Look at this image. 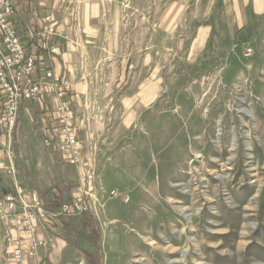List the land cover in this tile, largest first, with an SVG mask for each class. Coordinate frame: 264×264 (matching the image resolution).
I'll return each instance as SVG.
<instances>
[{
    "label": "rangeland",
    "instance_id": "1",
    "mask_svg": "<svg viewBox=\"0 0 264 264\" xmlns=\"http://www.w3.org/2000/svg\"><path fill=\"white\" fill-rule=\"evenodd\" d=\"M82 1L75 12L85 10V19L77 22L82 30L74 43L87 58V89H94L83 127L97 143L100 179L87 213L60 218L79 253L100 264H264V19L247 37L234 38L218 25L189 62L203 22L196 15L200 0ZM176 2L190 12L162 30L161 13ZM133 38L159 54L169 82L125 128L123 110L109 102L119 98L121 55ZM27 109L30 122L22 121L12 148L25 181L19 184L37 191V174L56 171L47 187L71 201L77 173L43 145L39 105ZM31 151H48L50 163L37 161L31 170ZM11 182L0 173V192ZM46 192L38 195L48 204L54 196L46 199ZM2 217L0 204V236L7 225ZM84 240L92 253L81 248Z\"/></svg>",
    "mask_w": 264,
    "mask_h": 264
},
{
    "label": "crops",
    "instance_id": "2",
    "mask_svg": "<svg viewBox=\"0 0 264 264\" xmlns=\"http://www.w3.org/2000/svg\"><path fill=\"white\" fill-rule=\"evenodd\" d=\"M80 3L83 4V1L15 0L14 23L18 31L23 34L30 27L40 30L42 19L52 10L59 9V24L57 26L59 35L54 38V44L59 47V51L53 61V67L57 73L67 78L73 87L71 96L74 112L73 122L79 128V139L81 143L83 146H86L89 136L83 127L84 120L82 119V115L86 103L89 102L87 101L88 95L94 89H87L88 85L85 75L87 58L82 50L76 47L74 43V38L78 39L79 31L82 30V27L79 30V23L83 20V16L85 19V10L83 11V9L77 14V21L73 18V12L76 13L75 8ZM81 4L80 6L82 7ZM190 8V6L178 2L169 5L161 13L160 28L165 30V25H167V28L169 25L173 26L180 16H185L190 12ZM198 8L196 15L198 13L199 18L203 22L198 26L195 37L190 44L188 54H186V60L189 62H194L199 53L209 44L213 31L217 29L218 25H223L234 38L247 37L252 34L251 28L253 24L259 23L264 19V0H200ZM78 21L79 23H77ZM175 28L176 25L173 29ZM135 40L136 38H133L132 43L128 41L131 50L129 48L127 53L121 55L122 59L120 61L124 62L125 75L121 89H117L119 98L115 102H109L110 105L119 106L123 110L121 125H124L125 128L135 124V120L133 121V119L136 115V110L150 108V106L147 107V100L152 95L158 94L156 89H164L163 85L167 86L169 82V77H167L168 71L165 70V66H161L158 62L159 54L155 55V53H150L145 42L139 47V43ZM177 52L179 53V51ZM57 105L58 100L53 93L46 95L43 103L39 105L38 115L40 121L38 123L42 119L53 121ZM23 113L22 121L27 126L30 122L29 115L31 114H28V109H25ZM32 116L31 124L33 125ZM125 137L126 134L124 135ZM44 153L38 156L35 151H31V170L36 166L37 161L44 165L48 162L50 163L48 151ZM83 155L86 157L88 153L85 151ZM19 167L25 169L24 162L20 161ZM70 167L73 172L77 173L75 167ZM55 172L51 170L49 173L37 174V191L40 192L41 190L42 192H46L48 190L44 195L45 198L59 195L57 189H49L47 187V183H49L50 187L52 185L51 183H54L56 180ZM0 173L6 174L3 171H0ZM63 179L66 180L65 177ZM24 182L21 177L18 178V183L22 187L23 185L25 186ZM25 189L24 187L23 190ZM3 220L7 223L6 217ZM66 222L64 218L57 219L54 221L55 227L52 225L49 230H44L39 226L37 229V237L43 240L46 245L38 250L36 257L32 258L29 256L23 263H17L15 261L13 251L18 238L21 239L25 250L29 248V234L22 228H9L7 223L5 225L4 235L0 236V264H78L80 261H85V258L73 244L74 241H71L73 237L68 235L66 231L68 229L65 225ZM81 248L89 253L93 252L91 251V243L86 240H84Z\"/></svg>",
    "mask_w": 264,
    "mask_h": 264
},
{
    "label": "built area",
    "instance_id": "3",
    "mask_svg": "<svg viewBox=\"0 0 264 264\" xmlns=\"http://www.w3.org/2000/svg\"><path fill=\"white\" fill-rule=\"evenodd\" d=\"M15 0H0V171L12 180L14 192H0V204L9 228L24 229L28 234V249L18 238L13 251L17 263H23L46 243L37 237L41 226L49 230L54 221L67 216H80L89 211L91 193L99 183L100 170L94 152L97 143L90 131L83 146L79 128L74 124L71 96L73 87L62 74L54 70L53 61L59 47L54 44L59 9L42 19L40 30L27 28L20 33L14 23ZM75 21L76 13L73 12ZM252 50L249 49V53ZM53 93L58 100L53 121L38 123L43 145L77 169L78 192L71 201L52 207L34 189L23 190L19 183L12 148L22 123V113L29 105H41L46 95ZM28 103V106L26 105ZM85 116L82 115V119ZM86 130V129H85ZM85 151L88 155L85 157ZM78 264H85L80 261Z\"/></svg>",
    "mask_w": 264,
    "mask_h": 264
},
{
    "label": "trees",
    "instance_id": "4",
    "mask_svg": "<svg viewBox=\"0 0 264 264\" xmlns=\"http://www.w3.org/2000/svg\"><path fill=\"white\" fill-rule=\"evenodd\" d=\"M3 189H4L3 190L4 193H8V192H11V191L14 192V188H13L12 182L10 183V185H9L8 188L4 187ZM63 201H64V199H63L62 195H58V196L54 195L53 198H50L48 200V205H52V206H55V207H59V206H61V204L63 203ZM86 234H87V238L89 240H91V238L93 237V232L91 231V227L90 226H87ZM83 253H84V255L87 256V257L86 256L85 257L88 259L89 264H100V262L95 261L94 258L91 255L85 254V252H83Z\"/></svg>",
    "mask_w": 264,
    "mask_h": 264
}]
</instances>
